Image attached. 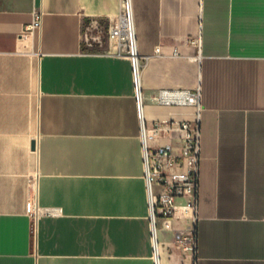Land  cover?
Here are the masks:
<instances>
[{"label": "crops", "instance_id": "crops-1", "mask_svg": "<svg viewBox=\"0 0 264 264\" xmlns=\"http://www.w3.org/2000/svg\"><path fill=\"white\" fill-rule=\"evenodd\" d=\"M121 1L0 0V264H157L133 62L87 43ZM132 3L147 124L202 90L198 264H264V0ZM161 223L160 264H190L193 221Z\"/></svg>", "mask_w": 264, "mask_h": 264}, {"label": "built area", "instance_id": "built-area-1", "mask_svg": "<svg viewBox=\"0 0 264 264\" xmlns=\"http://www.w3.org/2000/svg\"><path fill=\"white\" fill-rule=\"evenodd\" d=\"M42 10H36L27 31H40L43 26ZM108 48L103 53L127 56L133 62L136 95L139 105L144 164V179L149 203V220L156 263L160 264L159 229H173V221L191 219L193 227L176 235V248L191 258L190 264H198V232L195 226L199 213L200 162L202 153V90L164 89L157 93L155 101L160 106L192 108L194 118L181 121L155 122L149 126L143 112L141 69L143 60L137 48L132 0L121 1V12L110 19ZM89 48L102 46L100 36L87 39ZM201 53V45H200ZM167 134L176 142L152 145ZM35 195L32 196L34 201ZM182 212L183 216H179Z\"/></svg>", "mask_w": 264, "mask_h": 264}, {"label": "rangeland", "instance_id": "rangeland-1", "mask_svg": "<svg viewBox=\"0 0 264 264\" xmlns=\"http://www.w3.org/2000/svg\"><path fill=\"white\" fill-rule=\"evenodd\" d=\"M94 36H100L101 37V41H102V46L101 45H97L95 44L93 47H91L90 49H93L94 51H103L106 50L108 48V27H105L101 30V32H98V30L94 31Z\"/></svg>", "mask_w": 264, "mask_h": 264}, {"label": "water", "instance_id": "water-1", "mask_svg": "<svg viewBox=\"0 0 264 264\" xmlns=\"http://www.w3.org/2000/svg\"><path fill=\"white\" fill-rule=\"evenodd\" d=\"M36 147V144L35 143H33V148H35Z\"/></svg>", "mask_w": 264, "mask_h": 264}]
</instances>
